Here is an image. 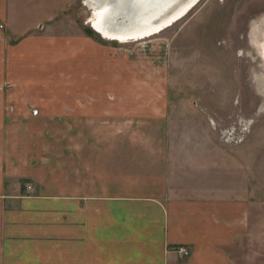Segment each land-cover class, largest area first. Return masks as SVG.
<instances>
[{
    "label": "rangeland",
    "instance_id": "obj_1",
    "mask_svg": "<svg viewBox=\"0 0 264 264\" xmlns=\"http://www.w3.org/2000/svg\"><path fill=\"white\" fill-rule=\"evenodd\" d=\"M7 1L14 31L2 19L0 30L22 54L16 72L5 57L1 77L13 83L1 94L28 100L14 124L32 131L14 141L15 164L39 161L47 184L67 188L70 129L85 124L101 128L92 142H165L181 162L212 149L196 159L197 184L250 192L253 218L264 219V0H202L160 34L128 43L92 28L85 0ZM79 94L99 105L86 121L74 117Z\"/></svg>",
    "mask_w": 264,
    "mask_h": 264
},
{
    "label": "crops",
    "instance_id": "obj_2",
    "mask_svg": "<svg viewBox=\"0 0 264 264\" xmlns=\"http://www.w3.org/2000/svg\"><path fill=\"white\" fill-rule=\"evenodd\" d=\"M0 19L13 28L7 0ZM3 36L0 30V264H264V219L253 218L250 192L196 182V159L212 149L186 152L181 162L165 142H92L101 128L85 124L70 129L67 188L47 184L39 161L24 170L15 164L14 141L32 131L15 125L27 118L28 100L1 94L13 83L1 77L5 57L16 72L22 54ZM73 101L80 121L99 112L80 94ZM29 117L33 123L39 111Z\"/></svg>",
    "mask_w": 264,
    "mask_h": 264
},
{
    "label": "bare ground",
    "instance_id": "obj_3",
    "mask_svg": "<svg viewBox=\"0 0 264 264\" xmlns=\"http://www.w3.org/2000/svg\"><path fill=\"white\" fill-rule=\"evenodd\" d=\"M200 1L85 0L84 5L92 11L89 24L100 36L128 43L160 34L183 19Z\"/></svg>",
    "mask_w": 264,
    "mask_h": 264
},
{
    "label": "flooded vegetation",
    "instance_id": "obj_4",
    "mask_svg": "<svg viewBox=\"0 0 264 264\" xmlns=\"http://www.w3.org/2000/svg\"><path fill=\"white\" fill-rule=\"evenodd\" d=\"M201 1H202V0H201ZM201 1H200V2H201ZM196 6H197V5H196ZM194 8H195V7H194ZM194 8H193V9H194ZM193 9H192V10H193ZM187 15H188V14H187ZM187 15H186V16H187ZM186 16H185V17H186ZM185 17H184V18H185Z\"/></svg>",
    "mask_w": 264,
    "mask_h": 264
},
{
    "label": "built area",
    "instance_id": "obj_5",
    "mask_svg": "<svg viewBox=\"0 0 264 264\" xmlns=\"http://www.w3.org/2000/svg\"><path fill=\"white\" fill-rule=\"evenodd\" d=\"M36 113V112H35Z\"/></svg>",
    "mask_w": 264,
    "mask_h": 264
}]
</instances>
